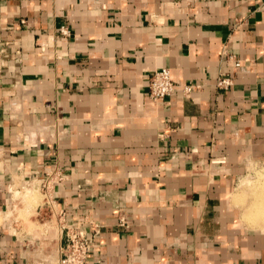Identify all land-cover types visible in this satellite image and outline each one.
<instances>
[{"label": "crops", "instance_id": "crops-1", "mask_svg": "<svg viewBox=\"0 0 264 264\" xmlns=\"http://www.w3.org/2000/svg\"><path fill=\"white\" fill-rule=\"evenodd\" d=\"M0 40L2 262L59 264L85 219L87 264H264L234 199L264 160V0H0ZM163 67L199 87L153 100Z\"/></svg>", "mask_w": 264, "mask_h": 264}, {"label": "built area", "instance_id": "built-area-1", "mask_svg": "<svg viewBox=\"0 0 264 264\" xmlns=\"http://www.w3.org/2000/svg\"><path fill=\"white\" fill-rule=\"evenodd\" d=\"M60 31L63 35L69 36L71 34L70 28L67 25H62ZM2 42L0 40V59L2 54L1 48ZM234 66L241 67V62L235 60ZM234 85V77L232 74H223L217 81V86L221 89H228ZM199 87L197 84H178L172 78L171 70L167 67H163L155 71L150 79L149 83V94L151 98L155 101L166 98L174 94L178 89H182L184 93L190 94L195 88ZM64 176L59 175L56 181L51 178H40L38 181L31 182L29 186L35 185L41 192L43 199L47 202H51L53 198V193L55 191V186L61 183ZM61 216L64 217L65 213L61 212ZM61 221L64 225L66 231L67 245L63 251V255L60 259L59 264H87L89 255L94 248L95 238L100 232V226L95 222L97 228L89 230L87 225L88 222L83 220L74 221L72 223H67ZM121 225L125 226L127 223L125 220H121ZM0 264H5L0 260Z\"/></svg>", "mask_w": 264, "mask_h": 264}, {"label": "rangeland", "instance_id": "rangeland-1", "mask_svg": "<svg viewBox=\"0 0 264 264\" xmlns=\"http://www.w3.org/2000/svg\"><path fill=\"white\" fill-rule=\"evenodd\" d=\"M260 177H263L264 179V160L259 164L253 165V169L248 173V175L242 178L239 189L235 193L234 199L236 203L238 202L239 204V209L245 223H247L253 228L264 229V222H261L259 225L253 224L250 220L245 217L248 205L251 204V202L254 200L255 194L257 193L255 185H258L256 183H258L257 181H259ZM29 192L32 193V195L29 194ZM16 193H18V195H16ZM242 193H244L245 196H243L240 201L236 200V197ZM19 195H22L23 197L27 198V200L32 203L39 202V198L41 197L40 191L38 187H35V185L29 186L25 189H22L20 187L16 188L15 196L19 197Z\"/></svg>", "mask_w": 264, "mask_h": 264}, {"label": "bare ground", "instance_id": "bare-ground-1", "mask_svg": "<svg viewBox=\"0 0 264 264\" xmlns=\"http://www.w3.org/2000/svg\"><path fill=\"white\" fill-rule=\"evenodd\" d=\"M257 182L258 183L256 184L258 185H255L257 193L254 196V200L251 202V204L248 205V208L245 213V217L248 220H250L253 224L259 225L261 222H264V179L263 177H260L259 181ZM22 189H25V188H22ZM29 194L32 195V193L30 192ZM16 195H18V193H16ZM243 196H245L244 193L238 195L236 197V200L240 201Z\"/></svg>", "mask_w": 264, "mask_h": 264}]
</instances>
